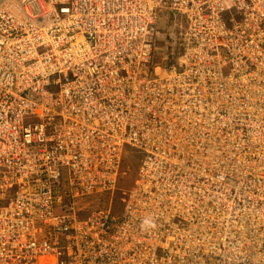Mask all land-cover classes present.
<instances>
[{
    "label": "built area",
    "instance_id": "2783aa9c",
    "mask_svg": "<svg viewBox=\"0 0 264 264\" xmlns=\"http://www.w3.org/2000/svg\"><path fill=\"white\" fill-rule=\"evenodd\" d=\"M0 264H264V0H0Z\"/></svg>",
    "mask_w": 264,
    "mask_h": 264
},
{
    "label": "rangeland",
    "instance_id": "374dc122",
    "mask_svg": "<svg viewBox=\"0 0 264 264\" xmlns=\"http://www.w3.org/2000/svg\"><path fill=\"white\" fill-rule=\"evenodd\" d=\"M165 23H161L157 26L158 35L156 42V50L153 52L152 60L156 63H160L166 66V63H174L181 52L179 48L176 47V44H171L170 38H168L164 32L163 26ZM163 68H165L163 66ZM138 159L140 155L132 148L127 147L123 155L121 169L122 173L118 179L116 188L110 192H101L96 194H90L85 197L89 201V210L94 208H105L110 209L111 212L117 213L121 210L122 202L121 198L123 192L126 191L133 183Z\"/></svg>",
    "mask_w": 264,
    "mask_h": 264
},
{
    "label": "bare ground",
    "instance_id": "6f19581e",
    "mask_svg": "<svg viewBox=\"0 0 264 264\" xmlns=\"http://www.w3.org/2000/svg\"><path fill=\"white\" fill-rule=\"evenodd\" d=\"M209 162L208 161H206L204 164H208ZM186 171H185V174H187L188 173V171H189V168H187V169H185ZM204 203H206V199L204 200ZM89 207V206H88ZM147 227H154V228H160L161 227V224L160 223H155V222H151ZM210 229H212L211 227H210ZM144 230H146V233H147V228L146 227H144ZM253 231L256 233L258 230L256 229V228H254L253 229ZM145 235V233L143 232V233H141L140 235H137V238H141V237H143ZM154 240H148V241H146V244L149 246V245H153L154 244V242H153ZM251 243H253V241H251ZM169 247H172V248H174L175 247V243H172V244H170V245H168L166 248H169ZM178 247H180V245L178 246ZM165 248V249H166ZM154 251H156L157 253H160V250L158 249V248H154Z\"/></svg>",
    "mask_w": 264,
    "mask_h": 264
}]
</instances>
